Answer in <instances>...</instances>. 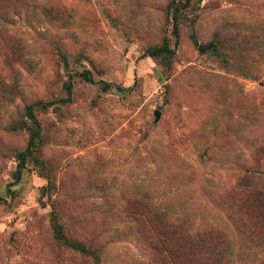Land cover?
<instances>
[{
    "label": "rangeland",
    "instance_id": "obj_1",
    "mask_svg": "<svg viewBox=\"0 0 264 264\" xmlns=\"http://www.w3.org/2000/svg\"><path fill=\"white\" fill-rule=\"evenodd\" d=\"M172 1L0 0V264H155L147 207L192 222L178 264H264L245 198L264 191V0H192L178 43ZM166 39L173 57L147 55ZM56 215L101 259L57 241Z\"/></svg>",
    "mask_w": 264,
    "mask_h": 264
},
{
    "label": "trees",
    "instance_id": "obj_2",
    "mask_svg": "<svg viewBox=\"0 0 264 264\" xmlns=\"http://www.w3.org/2000/svg\"><path fill=\"white\" fill-rule=\"evenodd\" d=\"M192 0H173L171 3V6L173 7V19H174V33L177 37L176 43H178L179 38V21H180V15L183 7H187L191 4ZM147 55L152 57L157 56H163V58L168 59L175 55L176 49L172 48L168 40L166 39L164 43L161 46H154L149 47L146 50ZM80 75L87 81L94 82L93 74L90 70H84L80 73ZM70 80L66 83V90L68 92V96L65 98H61L60 101L64 102H70L72 100L71 94L73 90V83ZM103 88L105 90L109 89H117L118 91H127L128 88L122 87L120 85H115L111 82L103 81ZM53 102H43L39 101L37 104H32L27 107V115L30 118V123L25 124L27 126V129L30 132V137L28 144L24 150L19 152L18 154V165L17 170L14 173L15 182L19 181L22 178L23 169L26 167L27 162L29 159H36L39 160L37 150H39L40 142L42 141V126L41 123L37 117L35 107L36 105H39L41 107H46L51 105ZM44 163V162H43ZM45 166V164H44ZM246 202L250 205L255 206H264V191L259 189H254L251 187L246 188ZM5 201V198L3 196H0V202ZM264 217V215H261ZM56 217H54V233L55 238L57 241L61 242L62 244H65L67 246H70L74 248L75 250H78L84 254L92 255L97 260H100L102 257V254L99 252L97 248H94L90 245H87L86 243L72 239L68 237V235L65 232L63 224L58 221ZM132 217L136 221H140L145 224V231H147V241L149 243V247L154 251L155 253V264H178V261L176 258H178L179 254H182L183 247L181 245H175L173 243L172 239L173 237H176L175 230L181 227L183 228V231L185 232V227L187 225L192 224V222L187 221L184 217L178 216L173 217L167 215V213L163 211H158L151 208H144L141 210H133ZM207 229H197V234H200L201 236L206 232ZM220 231V230H219ZM204 243V242H203ZM201 243V244H203Z\"/></svg>",
    "mask_w": 264,
    "mask_h": 264
},
{
    "label": "water",
    "instance_id": "obj_3",
    "mask_svg": "<svg viewBox=\"0 0 264 264\" xmlns=\"http://www.w3.org/2000/svg\"><path fill=\"white\" fill-rule=\"evenodd\" d=\"M155 115H156V118L158 119L160 117V111L156 110Z\"/></svg>",
    "mask_w": 264,
    "mask_h": 264
}]
</instances>
